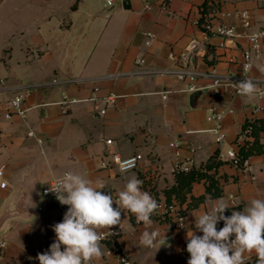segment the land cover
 <instances>
[{"label":"crops","instance_id":"obj_1","mask_svg":"<svg viewBox=\"0 0 264 264\" xmlns=\"http://www.w3.org/2000/svg\"><path fill=\"white\" fill-rule=\"evenodd\" d=\"M148 3L150 9L145 8ZM130 5L124 9L120 1L109 7L107 0H0V168L7 182L0 187V230L5 227L9 236L0 264H37L39 251L54 242L52 226L63 216L39 191L67 171L104 183L102 191L113 199L132 175L156 200L176 199L168 197V190L178 184L176 149L170 146L174 141L182 156L193 160L194 169L208 174L183 192L186 227L153 214V228L165 232L167 243L145 248L139 245L143 224L122 211L117 225L122 234L101 243L104 254L98 264H114L117 251L136 264H187L186 236L189 230L196 232L194 216L220 200L228 205L224 214L231 216L251 199L264 198V148L250 155L248 170L222 161L209 131L213 124L207 120L211 107H228L232 111L223 120L224 148L239 151L257 141L264 144L259 124L264 117L254 113L256 105L264 106V97H234L229 90L219 99L210 87L213 69L220 77L239 78L242 52L249 46L246 34L264 26V0H168L167 9L153 0H130ZM242 10L251 12V28L241 25ZM207 21L234 25L238 36H211L205 55L185 60L182 53L193 39L203 38ZM146 33L154 35L150 44ZM187 69L199 73L200 90L185 91L188 78L151 72ZM261 69L264 55L252 71L257 90H264ZM164 90L169 91L166 98L160 93ZM109 93L118 98L102 114V98ZM16 95H23L27 123L41 143L28 136L19 115L5 117L8 100ZM94 95L98 100H89ZM65 99L77 100L66 113ZM248 121L258 124L250 137L245 134ZM107 139L113 143L108 145ZM112 151L145 158L136 170L121 174L101 166ZM212 179L215 195L208 191ZM41 203L47 205L44 212L37 211ZM223 226L220 221L217 229ZM245 256V264H255V252Z\"/></svg>","mask_w":264,"mask_h":264},{"label":"clouds","instance_id":"obj_2","mask_svg":"<svg viewBox=\"0 0 264 264\" xmlns=\"http://www.w3.org/2000/svg\"><path fill=\"white\" fill-rule=\"evenodd\" d=\"M250 39L255 42L258 35L252 34ZM250 68L246 64L245 73ZM232 86L240 95L248 97L257 90V82L247 75L239 82H232ZM142 184L143 181L132 175L113 199L111 193L102 191L104 183L72 171L65 172L49 191L68 208L62 221L52 226L54 242L47 251L37 254L39 264H98L104 254L101 230L121 225L122 211L131 212L136 222L143 224L139 236L141 247L166 245L165 232L162 234L153 228L152 216L160 205L149 192L142 190ZM114 203L117 207H113ZM226 209L228 205L220 200L210 210L194 216L196 232L202 235L192 230L187 232L186 250L190 254L187 264H245V254L251 252H255L257 264H264V198L251 199L243 211H232L231 216L224 214ZM220 221L224 226L218 230Z\"/></svg>","mask_w":264,"mask_h":264},{"label":"built area","instance_id":"obj_3","mask_svg":"<svg viewBox=\"0 0 264 264\" xmlns=\"http://www.w3.org/2000/svg\"><path fill=\"white\" fill-rule=\"evenodd\" d=\"M122 0H107V4L109 7L113 8L116 5V2ZM160 2L162 6H164V9L166 8L167 1L168 0H153ZM146 9L151 8V4L148 3L145 6ZM238 17L240 20L241 25L244 28H251L253 21H252V14L249 10H242L238 13ZM203 38L202 39H193L186 50L182 53V57L185 60H188L190 62L197 61L199 57L205 55L207 48H208V40L211 36H219L223 39H233L238 36L236 26L234 25H228L223 23H214L207 21L202 29ZM264 33V26L257 28L253 31H250L246 34L249 46L245 48L242 52V63H241V71L240 76L238 79H232V78H225L220 77L216 70L213 69L211 75L214 76V79L212 81V84L210 87L214 89L216 96L219 99H222L225 97V94L227 91L231 90L234 97L240 96V94L237 92V90L232 86V82H239L244 79V76L247 75L249 79H252V71L254 68L255 61L262 57L264 55V35H260ZM252 34H257L258 39L253 42L250 37ZM146 37L149 39L146 43L150 44L151 40L154 35L152 33H146ZM137 63L142 64L144 63V59H138ZM250 64L251 68L247 73H245V65ZM153 73L159 74V75H166V74H176L181 79L188 78L189 82L187 87L185 88V91L187 92H196L200 90V87L197 85V76L199 73L195 70H178V71H172V70H153L151 71ZM4 79L0 78V86H3ZM97 90V89H96ZM163 95V98L167 97V94L169 91L164 90L160 92ZM258 97H264V90H256L255 93ZM118 98V95L115 93H109L105 97L102 98V101L105 104V107L100 110L102 114L106 113V108L108 105L113 104L116 99ZM89 100H98L97 96H93ZM77 100L74 99H65L62 104L64 105V113L67 112L68 106L71 103L76 102ZM6 112L5 117L10 118L12 114L19 115L26 123L28 127V136L36 137V132L33 128H31L27 123V112L28 109L24 106V97L23 95H16L8 100L6 105ZM232 111L230 108L225 107L222 109H218L217 107H211L207 114V120L213 124V126L209 129L210 133L213 134V136L216 139V142L219 145L218 150V159L222 161H229L232 164H234L236 167L249 169L250 167V160L249 158H243L242 155H240L239 151L236 150V148H224V144L226 143V133L224 131V125L223 120L225 115ZM254 113L260 114L264 117V106L256 105L254 107ZM253 133V127L249 126L245 130V134L250 137ZM0 137H1V131H0ZM38 138V137H36ZM38 142H42L41 138H38ZM106 143L108 145H111L113 143L112 139H107ZM170 146L172 148L176 149V164L174 166V173H180V172H188L193 168V160L187 157H183L180 150H179V144L178 142H171ZM144 155L141 153H135L128 157H122L119 153L113 152L108 153L107 156L103 159L101 166L103 168H115L119 173L124 174L132 170H136L140 163L144 160ZM122 169H127V171H122ZM64 175V174H63ZM62 176L54 178L49 183L44 185L41 189V193L43 197L50 199L54 204L56 209L59 211V213L63 216L64 213L67 211L68 206L61 205L59 201L56 199L55 194L50 192L49 189L52 186H55V184L62 179ZM7 182L4 180V169L0 168V187H6ZM158 204L160 205V208L154 215L160 218L169 219L173 221L177 226H179L181 229H184L186 227V209L183 206L182 203L177 201L176 199H172L171 201H167L164 199L157 200ZM47 205L43 203L41 206H39L38 211L44 212L46 211ZM184 224V227H181V224ZM102 236L103 239L101 240V243L105 242H111L116 240L121 234L122 231L120 227L113 226L109 230L103 229ZM8 247V241L6 239L0 238V263L2 262L4 258V253ZM49 248H43L39 251V253L47 251ZM116 262L114 264H136L134 261H132L129 257H127L124 253L117 251L116 252ZM248 262V257L245 256V263ZM39 264V261L37 262Z\"/></svg>","mask_w":264,"mask_h":264},{"label":"trees","instance_id":"obj_4","mask_svg":"<svg viewBox=\"0 0 264 264\" xmlns=\"http://www.w3.org/2000/svg\"><path fill=\"white\" fill-rule=\"evenodd\" d=\"M259 124L263 128L264 127V120L262 119ZM249 126H252L253 130L255 128V134H256V131H257V128H258L257 121H255V122H249L248 121L246 123V125H245V129H247ZM262 148H264V144H259V141H257L252 146L246 147V149L245 148H241L239 150V153H240V155H242L243 158H249L250 155L254 154L255 152H261ZM212 167H213V165L210 164V165H208L207 168L211 169ZM176 175L178 177V184L176 186L172 187L170 190H168V197L170 199V198H172L174 196V197H176V199L180 203H183V199H184L183 198L184 197L183 192L185 190L186 191L190 190L193 182H195L197 180H200V179H202L204 177L205 178L208 177L207 172L205 173L204 171L196 170L194 168H192L188 172L176 173ZM214 187L217 189L216 183H215L214 179H212L211 183L208 186V191L211 193L210 195H215V193H212V189ZM217 194H219V192H217ZM157 218H160V217H157ZM255 264H257V260H256Z\"/></svg>","mask_w":264,"mask_h":264},{"label":"rangeland","instance_id":"obj_5","mask_svg":"<svg viewBox=\"0 0 264 264\" xmlns=\"http://www.w3.org/2000/svg\"><path fill=\"white\" fill-rule=\"evenodd\" d=\"M41 189H42V187L40 188V194L42 195V193H41ZM43 196V195H42ZM41 197V196H40ZM44 199L45 200H47L48 198H45L44 197ZM42 202V201H41ZM43 203H41V205H42ZM40 205V206H41ZM37 208V211H38V209H39V205L36 207ZM0 235H3V237H4V239H6L7 241H8V239H9V236H8V233H7V230H6V228L5 227H3L1 230H0Z\"/></svg>","mask_w":264,"mask_h":264},{"label":"water","instance_id":"obj_6","mask_svg":"<svg viewBox=\"0 0 264 264\" xmlns=\"http://www.w3.org/2000/svg\"><path fill=\"white\" fill-rule=\"evenodd\" d=\"M121 4H122L124 9H129L130 6H131L130 5V0H122ZM2 222H3V220L0 219V226H1Z\"/></svg>","mask_w":264,"mask_h":264}]
</instances>
